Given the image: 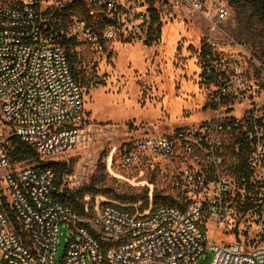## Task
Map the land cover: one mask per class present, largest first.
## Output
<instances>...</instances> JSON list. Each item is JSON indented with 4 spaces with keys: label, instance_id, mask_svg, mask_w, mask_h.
Wrapping results in <instances>:
<instances>
[{
    "label": "built area",
    "instance_id": "obj_1",
    "mask_svg": "<svg viewBox=\"0 0 264 264\" xmlns=\"http://www.w3.org/2000/svg\"><path fill=\"white\" fill-rule=\"evenodd\" d=\"M161 1L171 10L205 17L214 27L230 15L227 0ZM75 2L0 0V121L42 160H60L73 150L87 121L84 88L72 73L63 37L96 43L126 26L133 38L148 39L149 0H86L90 13L96 6L111 23L98 34L83 17L69 15L58 31V12ZM145 2L148 7L139 9ZM209 45L202 72L216 76L219 105L229 100L226 110L160 133L133 124L121 145L126 164L156 160L168 168L180 196L177 205L154 208L150 193L148 208L140 211L137 204L99 196L91 212L79 214L59 199L68 180L58 185L53 169L12 162L10 139L0 129V264H57L63 224L72 233L61 264H192L209 250V264H264V82L249 83L245 72L228 69L212 54L216 42ZM234 101L242 107L239 115L232 112ZM240 139L248 144L250 190L231 170L230 146L238 151ZM210 224L231 239L206 241L203 227ZM247 233L254 236L247 240ZM253 239L260 243L250 247Z\"/></svg>",
    "mask_w": 264,
    "mask_h": 264
},
{
    "label": "rangeland",
    "instance_id": "obj_2",
    "mask_svg": "<svg viewBox=\"0 0 264 264\" xmlns=\"http://www.w3.org/2000/svg\"><path fill=\"white\" fill-rule=\"evenodd\" d=\"M227 2L228 19L214 27L205 17L171 10L161 0H155L161 17V38L151 45L133 38L126 26L115 36L96 43L79 41L75 52L87 85L83 86L87 121L81 142L60 159L74 164L69 177L64 176L68 188L77 189L104 172L107 186L98 194L104 201L129 204L121 201L125 194L143 193L149 185L161 195L175 198L177 192L164 164L156 160L126 164L121 145L133 124H147L153 132L160 133L226 110V104L217 109L207 106L219 101L218 87L205 78L201 68L205 44L216 42L212 54L228 69L235 67L245 72L249 83L264 82V24L249 2ZM75 4V13L87 18L86 0H76ZM148 5L145 2L139 9ZM91 9L93 14L88 18L92 22L103 16L96 6ZM233 104L232 112L239 115L242 107L235 101ZM0 129L5 137L13 136L10 127L1 121ZM18 163L42 165L30 160ZM249 196L259 201L255 192L250 191ZM203 231L206 241L215 237L231 239L227 234H217L212 224ZM71 233L65 224L60 227L57 264L66 254ZM253 236L246 234L247 240ZM259 243L253 239L250 247ZM212 254L211 250L203 252L192 264H209Z\"/></svg>",
    "mask_w": 264,
    "mask_h": 264
},
{
    "label": "trees",
    "instance_id": "obj_3",
    "mask_svg": "<svg viewBox=\"0 0 264 264\" xmlns=\"http://www.w3.org/2000/svg\"><path fill=\"white\" fill-rule=\"evenodd\" d=\"M150 6L149 9L151 11V23L148 29V39L144 42L145 44L151 45L156 43L161 38V17L158 9L155 7L154 1L149 0ZM236 1H247L249 2L253 9L257 12L259 20L264 24V0H236ZM87 4V3H86ZM88 6V5H87ZM76 4L72 3L67 5L63 11L58 12V18L60 21L54 22L56 29L59 31L61 27L66 26L67 16L69 15H77L75 13ZM88 17H92L90 13V8L88 7L87 10ZM83 18L86 20L88 26L92 27L94 31H99L98 29L102 30L107 24L111 23V20L108 18H99L97 21H91L90 18ZM97 24V25H96ZM97 27H96V26ZM104 40V39H103ZM62 45L65 47L68 59L70 63V67L75 79L81 84V86H87L86 82L84 81V77L82 74V68H79V60L78 55L75 52V47L79 44V40L75 36L66 37L64 36L62 39ZM211 52L210 45L205 44L202 49V57ZM205 78L209 82L216 83L217 78L215 75L208 77L206 74H203ZM218 91V90H217ZM229 100L224 98L222 99L221 104L227 103ZM219 103L215 102L207 106H211L213 109L218 107ZM247 141L245 139H240V146L239 150L235 151V148L230 146V153H231V170L236 176V179L239 185L246 184L248 190L251 189V176L252 173L247 165ZM8 153L12 162H22V161H32V162H40L42 164L41 168H51L56 173V183L60 185L63 182V178L66 174H70L74 169V164L72 162H67L66 160H42L37 150L26 141L22 140L19 136L13 135L10 138V143L6 145ZM238 158V162L235 163L236 158ZM107 186L106 182V175L105 173L95 174L90 182L83 184L77 189H70L68 187H64L63 191L59 197V199L71 206L77 213L85 214L86 209H89L90 212L93 210L94 206L97 203V198L99 197L98 194L101 190ZM152 186L149 185V190L136 194H125L123 199L121 200L123 203H129L127 205H134L140 203L138 209L140 211H144L149 206V195L152 194V201L154 208H157L162 205H177L180 202V196L177 194L175 198L169 195H161L159 191L154 190L151 188ZM250 207V199L249 197L246 199L245 209H249ZM131 211H135L134 207H129ZM7 211L14 223V226L17 230L21 232L19 224L17 222L15 213L10 207H7ZM23 234V233H22Z\"/></svg>",
    "mask_w": 264,
    "mask_h": 264
}]
</instances>
